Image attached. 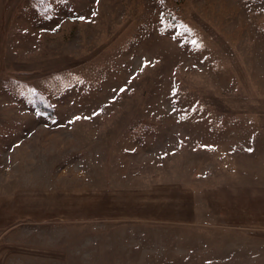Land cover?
<instances>
[{"label": "rangeland", "instance_id": "374dc122", "mask_svg": "<svg viewBox=\"0 0 264 264\" xmlns=\"http://www.w3.org/2000/svg\"><path fill=\"white\" fill-rule=\"evenodd\" d=\"M0 264H264V0H0Z\"/></svg>", "mask_w": 264, "mask_h": 264}, {"label": "snow or ice", "instance_id": "6c2138e0", "mask_svg": "<svg viewBox=\"0 0 264 264\" xmlns=\"http://www.w3.org/2000/svg\"><path fill=\"white\" fill-rule=\"evenodd\" d=\"M81 19H83V18H81ZM77 119H79V117H77Z\"/></svg>", "mask_w": 264, "mask_h": 264}]
</instances>
